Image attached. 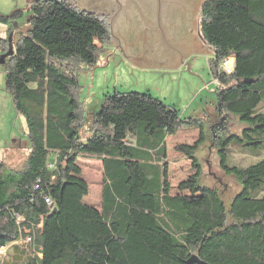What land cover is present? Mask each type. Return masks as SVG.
I'll return each instance as SVG.
<instances>
[{
  "label": "trees",
  "instance_id": "1",
  "mask_svg": "<svg viewBox=\"0 0 264 264\" xmlns=\"http://www.w3.org/2000/svg\"><path fill=\"white\" fill-rule=\"evenodd\" d=\"M27 9L4 71L29 152L20 170L0 161V250L14 251L3 264H264V157L227 163L232 145L264 146V111H256L264 103V0H205L200 9L216 112L242 124L215 143L220 168L239 185L228 204L199 182L204 123L149 93H103L82 135L79 71L97 65L105 47L95 42L108 31L62 0H31ZM20 13H0V23ZM229 56L226 75L218 64ZM181 128H197L198 137L174 147L193 172L172 193L165 141ZM89 155L101 162L98 205L84 201L89 189L78 161Z\"/></svg>",
  "mask_w": 264,
  "mask_h": 264
},
{
  "label": "rangeland",
  "instance_id": "2",
  "mask_svg": "<svg viewBox=\"0 0 264 264\" xmlns=\"http://www.w3.org/2000/svg\"><path fill=\"white\" fill-rule=\"evenodd\" d=\"M188 1H193L194 4L190 9L191 16L188 24V29H192L191 33H187L181 38L165 36L167 39L169 38V41L165 38L169 44L177 43V45L174 44L177 51L162 52L152 56L129 53L131 50L129 42L122 43V47L128 50V54L107 47L112 46V43L119 47L116 39L118 38L117 30L114 29L113 24L108 26L109 21L105 16L99 15L102 12L100 0H96L95 4L89 6V9L95 12L93 16L103 20L108 33L110 32V38L105 39L103 43L95 42L97 47H105L99 54L97 65L85 70L81 68L79 71L77 95L81 101V116L83 117L81 134L89 133L93 113L97 111L103 93L114 90L149 93L162 102L175 107L182 118H199L204 123L207 139L197 151L201 164L199 182L216 189L223 202L228 204L239 190V185L234 177L226 175L220 168L215 143L220 137L240 133L242 124L236 116L228 114L219 116L216 112L215 81L209 65L213 53L199 36L200 9L202 1L205 0ZM28 4L27 0H0L1 14L9 15L16 9L21 11L18 17L8 23H0V39L6 41V43L1 42L0 46V161H3L7 168L13 170H20L24 167L29 152V140L26 134L25 117L16 111L11 95L5 89L4 71L6 55L14 49L19 31L24 30L29 13ZM76 9L80 11V9ZM12 30L14 32L17 30V33L12 35ZM167 30V22L158 19L155 24L148 26L147 30L140 29L138 35H134L135 47L140 48L143 45L145 49L148 48L145 42L149 34L155 31L160 37L161 34L162 36L167 34ZM142 41L143 44H141ZM178 45L179 48H177ZM4 49H6L5 52ZM229 59L234 61V56H229ZM263 105L264 103H260L256 107V111H264ZM197 137V128H181L166 138V161L168 162L172 193H176L178 183L193 172L190 161L174 147L177 144H193ZM89 156L90 158L80 156L82 159L78 161L82 167V176L86 179L89 189L84 201L98 205L102 185L101 162L95 159V156ZM55 157L56 154L51 153L47 160L54 161ZM263 157L264 146L251 150L249 147L232 145L228 152L227 163L248 165ZM13 253L12 247L3 249L0 253V264H3L6 258H10Z\"/></svg>",
  "mask_w": 264,
  "mask_h": 264
},
{
  "label": "flooded vegetation",
  "instance_id": "3",
  "mask_svg": "<svg viewBox=\"0 0 264 264\" xmlns=\"http://www.w3.org/2000/svg\"><path fill=\"white\" fill-rule=\"evenodd\" d=\"M65 3L80 9L81 13L93 15L94 11L89 9V6L96 3V0H62ZM102 12L99 15L105 16L109 21V24H113L114 29L117 30V42L119 47H116L112 43V48L115 51L128 54V50L122 47V43H130L131 50L129 53H136V55L152 56L160 53H169L177 51L175 45L177 43L169 44L165 36H174L175 38L182 37L191 33L192 29H188L190 22V16L193 1L188 0H100ZM204 1H202L201 5ZM95 16V15H94ZM97 17V16H96ZM98 18V17H97ZM139 18V19H138ZM158 19L163 22H167L168 30L167 34L158 36V32L149 34L145 42L148 48H144L143 45L135 47L134 35L137 34L140 29L147 30V27L155 24ZM105 20V19H104ZM103 22V20L101 19ZM104 24V22H103ZM171 29H170V28ZM179 28V30H178ZM149 31V30H148ZM198 35V34H197ZM116 36V37H117ZM110 38V32L108 37ZM106 38V39H107ZM167 40H166V39ZM169 41V40H168ZM143 44V41L142 43ZM175 46V47H174ZM179 48V45L178 47ZM180 50V49H179Z\"/></svg>",
  "mask_w": 264,
  "mask_h": 264
},
{
  "label": "built area",
  "instance_id": "4",
  "mask_svg": "<svg viewBox=\"0 0 264 264\" xmlns=\"http://www.w3.org/2000/svg\"><path fill=\"white\" fill-rule=\"evenodd\" d=\"M233 64H234V61L230 60L229 57L224 58L218 64V70L221 71V72H223L224 74L228 75L233 70ZM215 83H216V81H215ZM45 200H46V202H47V204L49 206H52L51 205V202L49 201L48 198H46ZM30 240H31V237H29V236L25 239L26 242H30ZM1 251L2 250H0V253H1Z\"/></svg>",
  "mask_w": 264,
  "mask_h": 264
},
{
  "label": "water",
  "instance_id": "5",
  "mask_svg": "<svg viewBox=\"0 0 264 264\" xmlns=\"http://www.w3.org/2000/svg\"><path fill=\"white\" fill-rule=\"evenodd\" d=\"M31 2V1H30ZM199 36H200V33H199ZM54 211V210H53ZM192 262H196V259L195 258H190L189 261L186 263V264H190Z\"/></svg>",
  "mask_w": 264,
  "mask_h": 264
},
{
  "label": "crops",
  "instance_id": "6",
  "mask_svg": "<svg viewBox=\"0 0 264 264\" xmlns=\"http://www.w3.org/2000/svg\"><path fill=\"white\" fill-rule=\"evenodd\" d=\"M29 3V0H27V4ZM13 33H14V35L17 33V30H15V32L12 30V35H13Z\"/></svg>",
  "mask_w": 264,
  "mask_h": 264
}]
</instances>
